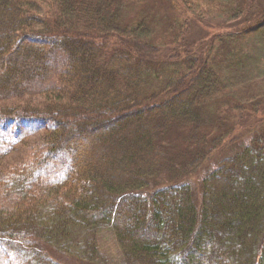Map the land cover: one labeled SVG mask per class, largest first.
Instances as JSON below:
<instances>
[{"label":"trees","instance_id":"trees-1","mask_svg":"<svg viewBox=\"0 0 264 264\" xmlns=\"http://www.w3.org/2000/svg\"><path fill=\"white\" fill-rule=\"evenodd\" d=\"M242 7L0 0V159L39 134L44 146L14 172L0 162V203L12 201L0 207V264H264V130L225 152L261 97L264 3L202 52L181 48L171 14ZM61 154L71 163L54 178L44 167ZM105 228L114 260L98 246Z\"/></svg>","mask_w":264,"mask_h":264},{"label":"rangeland","instance_id":"rangeland-1","mask_svg":"<svg viewBox=\"0 0 264 264\" xmlns=\"http://www.w3.org/2000/svg\"><path fill=\"white\" fill-rule=\"evenodd\" d=\"M149 1H153V0H149ZM236 1L241 2V6H243L242 7L243 14L240 15L238 18H232L229 12L224 13L221 12L219 9H216L215 13H212L207 17L200 18V17H196V14L192 11L186 13L187 9L184 12H182L172 8L171 14L178 16L181 20V24L179 25L180 32L178 37L179 43L182 45L181 48L192 47L195 48L194 51L202 52V50L207 46V44H209V41L212 40V37L217 33L225 32L226 29H231L228 28L230 26H236L238 28L235 29H241L242 26L240 25L245 24L251 17L258 15L259 5L264 3V0H230L231 7H233L236 4ZM201 6L207 7L205 5H201ZM182 19L187 20L185 22L184 27H182ZM255 19L256 18H254V20ZM165 33L159 35L160 39H163L165 37ZM206 40H207V44L205 43ZM207 53L209 52L207 51ZM261 79L264 80V74L261 76ZM256 81L258 82V79H256ZM259 94H261L260 95L261 97H258L254 101L253 100L248 101V103H246L245 105L246 106L245 110H243L242 112L243 116L236 119L235 121L236 130L237 132L239 131L240 135L237 140L228 143L225 152L234 154L236 152L235 146L238 143L242 142L244 145L243 141L245 136L246 135L250 136V132L248 131L264 130V81L261 85ZM7 111H11V112L16 111V108L9 107L7 108ZM242 129L243 131H240ZM2 133L3 132L0 129V152L3 151L4 148L3 146H5L4 145L5 135ZM42 137L43 135L41 134L36 135L35 137L26 140L21 146L15 147L13 153H11L8 156L2 157L0 159V162L2 164L1 166L7 167L10 171L14 172L20 167H22L21 165L23 162H26L29 165L33 160V158L36 157L35 156L36 154L44 153L43 151L44 146L42 145ZM81 145H83L82 147L86 149L85 153L89 152L86 155L87 160H91L92 164H98L104 166V162L102 163V159L106 153L98 154L96 153V148L94 147L90 148V151H88L89 149H87L88 148L87 146L89 145L91 146V144L90 143L88 144V142L85 141L84 142L82 141ZM98 146L99 148L97 150H102L104 152L108 151V145L105 146L104 144L99 143ZM116 152L114 151L113 154L111 155H114V153L116 154ZM87 160L85 159L84 162H86ZM47 163L48 165H46L44 168L48 170V172H51L52 174L50 175L54 176L55 178L58 177V175L62 171L66 172L68 170V167L71 163V159L68 155L61 154V155L49 157ZM128 163L126 162V165ZM48 166H50L49 169L47 168ZM191 180L197 181L196 179H191ZM10 203H12L11 200H8L2 205L0 203V207L8 205ZM98 246L100 252L108 260L110 259L114 260L119 256L120 251L116 238L114 237L113 232L109 228H105L101 232V234H99Z\"/></svg>","mask_w":264,"mask_h":264}]
</instances>
